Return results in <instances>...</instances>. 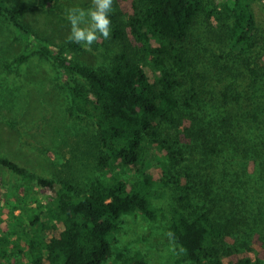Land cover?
I'll return each mask as SVG.
<instances>
[{"label": "rangeland", "instance_id": "374dc122", "mask_svg": "<svg viewBox=\"0 0 264 264\" xmlns=\"http://www.w3.org/2000/svg\"><path fill=\"white\" fill-rule=\"evenodd\" d=\"M8 2L25 9L22 20L38 41L68 59L93 68H110L124 55L136 61L141 59L150 80L155 79L149 54L130 31L133 0H114L111 39L101 40L90 51L67 42L70 24L64 18L66 8H87L90 0ZM233 2L204 0L205 6L218 9L232 6ZM252 4L258 34L257 45L248 52L232 50L230 19L219 20L207 11L195 18L184 41L190 64L177 75L182 81L176 91L181 117L176 125L164 124L159 137L175 149L176 161L168 172L160 159L147 156L144 161L148 168L139 164L129 173L131 183L138 187L145 182L158 183L150 192L154 204L162 207L165 214L156 222L143 214L124 216L121 230L112 241V255L103 264H124V259L136 253L149 264L179 261L178 245L171 237L168 222L174 207L180 208L178 199L186 192L193 208L209 212L212 221L222 229L217 243L225 264L243 257L264 264V170L257 164L258 159L241 152L242 157L233 165L224 151L217 162L203 161L206 151L211 152L208 147L215 145V130L233 131L234 123H241L244 137L262 145L259 135L264 134V0H254ZM118 27L123 31L121 38L116 34ZM28 47L8 19L0 17V156L44 178L66 180L83 195L95 180L104 176L102 159L107 154L100 146L95 123L84 115L70 114L68 87L77 85L88 90L91 86L77 75L60 83V70L36 50L28 59L19 60ZM167 66L171 68L172 63ZM203 143L207 144L205 148ZM224 156L227 157L223 159ZM225 167H229L230 174L223 173ZM52 195L50 190L0 165V237L9 236L15 241L24 226L29 230L31 217L40 214ZM62 230L63 225L56 222L43 234L50 239ZM24 245L20 249L25 253L16 249L11 255L13 264L30 262L31 254Z\"/></svg>", "mask_w": 264, "mask_h": 264}, {"label": "trees", "instance_id": "16d2710c", "mask_svg": "<svg viewBox=\"0 0 264 264\" xmlns=\"http://www.w3.org/2000/svg\"><path fill=\"white\" fill-rule=\"evenodd\" d=\"M253 1L234 0L232 6L224 5L218 9L205 6L204 0H133L130 31L149 54L150 66L156 76L150 80L141 59L136 61L122 55L110 68H93L68 59L34 37L29 25L22 20L23 7L0 0V17L5 16L29 45L19 60L28 59L36 50L60 70V83L77 75L90 84L88 90L77 85L68 87L69 111L72 116L84 115L95 123L100 146L107 154L102 159L104 176L95 180L83 195L66 180L44 178L0 156V165L53 193L40 214L34 213L31 217L29 230L24 226L15 241L9 236L0 237V264H13L11 255L16 249L19 252L22 243L32 257L27 264H44L45 261L49 264H103L112 255V241L121 230L120 222L124 216L143 214L153 222L164 216L163 208L154 204L150 192V188L158 183L150 181L138 187L131 183L129 173L139 164L148 168L149 164L144 161L147 156L160 159L163 169L168 172L176 161L175 149L159 137L164 124L176 125L181 117L176 91L182 81L177 75L190 64L184 41L195 18L200 12L207 11L209 16L219 20L230 19L232 50L248 52L257 45L258 21ZM116 34L123 37L119 27ZM168 62L172 63L171 68H168ZM233 128V131L215 130V145L208 147L211 152L206 151L203 161L217 162L216 158H221L222 152L226 151L230 155L229 164L234 165L243 152L246 157L255 155L253 157L258 159L255 161L264 170V134L259 135L261 145L241 134L240 122L234 123ZM206 145L203 143L204 148ZM167 158H170L169 162ZM222 171L230 174L229 167ZM178 204L180 208L174 207L168 222L179 251V261L174 264H225L217 243L222 229L212 221L209 212L193 208L187 192L178 199ZM56 222L63 225L62 232L47 239L43 230L53 227ZM25 251L20 249L21 253ZM124 264L149 263L143 255L136 253L124 259ZM229 264L260 263L243 257Z\"/></svg>", "mask_w": 264, "mask_h": 264}, {"label": "clouds", "instance_id": "9594fccd", "mask_svg": "<svg viewBox=\"0 0 264 264\" xmlns=\"http://www.w3.org/2000/svg\"><path fill=\"white\" fill-rule=\"evenodd\" d=\"M114 0H90L87 8L79 5L65 9V19L70 24L68 43H75L90 51L101 40H110Z\"/></svg>", "mask_w": 264, "mask_h": 264}]
</instances>
